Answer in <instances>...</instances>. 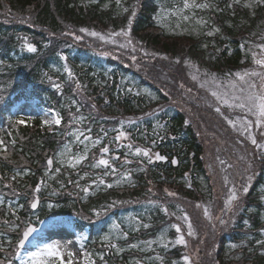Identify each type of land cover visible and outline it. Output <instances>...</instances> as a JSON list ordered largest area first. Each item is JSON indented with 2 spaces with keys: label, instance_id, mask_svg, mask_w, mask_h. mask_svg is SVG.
Returning a JSON list of instances; mask_svg holds the SVG:
<instances>
[{
  "label": "trees",
  "instance_id": "trees-1",
  "mask_svg": "<svg viewBox=\"0 0 264 264\" xmlns=\"http://www.w3.org/2000/svg\"><path fill=\"white\" fill-rule=\"evenodd\" d=\"M196 2L214 8L212 21L219 26V32L209 35L211 28L205 22L194 34L190 25L170 20L174 12L182 9L183 0H120L119 5L117 0H0V261L16 264L14 251L20 232L28 223L37 225L32 219L35 214L38 218L67 214L84 217L91 230L93 220L129 210L135 207L136 200H156L171 210L174 197H160L152 193L154 189L174 192L180 201L212 198L203 165L202 140L194 125L196 115L205 117L209 113L200 103H178L170 84L159 79L160 73L175 76L176 59L219 74L247 64L241 60L239 44L252 39L239 30H251L264 19V4L251 0L249 9L240 0ZM133 8L136 15L129 27ZM191 13L210 15L208 8L185 9L178 15L190 14L194 18ZM181 26L187 28L186 33H178ZM81 28L98 32L104 39L81 32ZM122 29L128 31L127 37L111 35ZM24 38L36 47V52L23 47ZM53 83H59L60 89L52 87ZM141 88L150 93L140 92ZM31 100L58 112L61 124L42 127L37 119L15 124L20 117L12 107L18 101ZM191 106L189 112L187 108ZM77 129H83L93 139L99 137L101 143L91 145L87 159L71 168L60 161L57 153L65 145L75 148L71 140L72 131ZM121 129L129 139L115 142L117 130ZM90 143H82L81 148ZM128 143L153 152L159 150L169 158L176 156L178 165L135 156L127 148ZM104 145H109L112 156L118 157L113 161L119 170L117 175L130 173L129 179L112 188L91 184L100 171L84 166L92 162L91 154ZM49 156L53 158L50 170L46 164ZM125 158L130 163H124ZM257 166L240 209L226 229L214 236L213 259L218 264H264V244H257L264 240L260 231L264 228V155ZM57 167L60 173H55ZM41 180L46 183L36 194L39 207L30 212L28 201ZM69 180L79 181L81 187L89 186L87 196ZM114 201L126 203L107 207ZM93 209L105 211L97 216ZM155 216L160 218L159 213L147 214V218ZM4 220L10 224L5 225ZM12 225L19 228L13 229ZM152 229L147 232L153 234ZM147 232L133 234L130 242L144 239ZM232 244L237 247L232 248ZM117 246L122 251L105 247L100 241L91 244L94 264H161L156 255L151 256L152 250L127 248L121 241ZM159 255L168 263L180 252L179 248L163 249Z\"/></svg>",
  "mask_w": 264,
  "mask_h": 264
},
{
  "label": "rangeland",
  "instance_id": "rangeland-1",
  "mask_svg": "<svg viewBox=\"0 0 264 264\" xmlns=\"http://www.w3.org/2000/svg\"><path fill=\"white\" fill-rule=\"evenodd\" d=\"M250 1L251 0H240V4L246 7L250 6L249 9H251L252 4ZM208 11L210 14L209 17H201V15H193L191 13L192 16L195 17L192 18L189 14L186 15L189 19L184 20L182 15H178V12H174L177 14L169 17V19L176 23L190 25L193 30L192 33L195 32L194 30L197 32L201 31L205 22L208 27L211 28L208 32L212 34L219 32L216 31V29H219V26L217 23H214L215 21H212V15H215V10L211 5L208 7ZM201 20L204 21V24L199 25L198 21ZM185 28V26L178 27V33H186L187 28ZM233 31H242V34L250 36L252 39V41H246V44H244V42L239 44L243 54L241 60L242 62L247 61V64L242 63L241 67L230 73L219 74L217 70H203L190 61L176 59L173 63V71L176 75L169 77L161 72L159 77L161 81L164 80L166 83L170 84L169 87L177 95L176 97L178 99L176 101L178 103L181 104L182 101L185 103H200L201 107L209 113L208 116L205 115V117L196 115L198 117L195 119L194 125L196 133L202 140L203 165L206 175L208 176L212 198L207 200L195 199L191 201L186 199L180 201L177 196H173L172 203L175 205L171 210L168 208L167 213L163 211L166 207L159 204L156 200H136L134 203L135 205H133L135 207H131L129 210H119L116 215H106L104 219L97 218L93 220L91 230H89V226L86 225L87 221L84 217H76L67 214L38 218L37 214H35L32 219L37 221V233L33 235L30 241L25 242L24 245L20 247L16 246L14 251V260L16 264H31V253L36 252L38 248H42L44 244L50 243H56L61 246L64 252L65 264H67V254L69 252L74 253L72 257L74 264H86L85 254H90V258L93 260L91 244L93 245L94 242L99 241L105 247H108L112 243L117 245L118 241L125 244L127 248H132L130 245L135 244L136 247L132 249L138 251L152 250L151 256L156 255V257L163 249L170 250L171 248H179V257L168 260V263L165 261L166 258L164 256L159 255L162 257L163 264H173V262H175V264H185L183 260L184 256L189 257V264H218L213 259L212 247L215 244L214 236L217 235L219 231L226 229V226L230 224L229 220L240 209L239 207L233 214V212L225 208V201L230 194L229 190L235 187L240 194L239 204L241 206L245 193H240V190L244 185L249 186L250 181L256 173L253 171H256L257 165H259V161L264 155V149L257 148L248 138L250 131L258 144H264V125L257 128L255 126L256 118L246 109L237 107L236 104L239 103V101L233 99L234 96H247L250 91L256 93L264 91V89L261 88L264 80H262L260 76L248 75L245 76V79L242 81L235 75L236 73L243 75L245 72L249 74L252 72L264 74V67L255 63L256 59H264V50L258 47V45L264 44V19L260 23L257 22V25L251 30L242 27L239 31L235 29ZM222 36L225 35L222 34ZM193 77H195V79H193ZM252 83L256 85L255 89L249 88V84ZM241 89H244V91L241 92ZM139 91L145 94L150 93L145 88H141ZM214 91L223 98L228 99L229 103L224 104L222 100H217V98L212 95ZM217 108H220V112L216 111ZM187 109L190 112L192 106ZM48 110L49 109L37 105V102L34 100L28 102L18 101L12 107V112L17 111L18 116L20 119H23L24 124L29 120L37 119L42 127L49 126L42 124L43 120L52 119L51 113ZM229 120L233 121L235 126L229 124ZM245 121L252 122L253 126L249 131L244 130ZM53 125L58 126L55 124ZM77 133L83 134L80 140L76 138ZM87 135L88 133L83 131V129L72 131L71 141L75 147L72 148L70 146L72 154L84 153L86 146L81 148V141L83 140V136ZM64 136L67 138L68 134L65 132ZM126 140L127 139H122V141ZM85 142L86 141H83V144ZM91 145V143L87 144L88 150L92 148L93 145ZM62 150L63 148H61L59 152ZM150 154L152 156L151 161H154V152L150 151ZM92 155V162L86 163L84 166L90 167L95 163V160L101 157L100 148H97L91 156ZM111 157L113 156L109 153L105 158ZM143 158L149 161L147 157ZM59 159L60 161L63 160V164L68 165L66 159L60 156ZM113 164L115 166L114 162ZM94 169L100 171L96 175L101 176L106 184L112 181L111 183L114 185H121L123 181L127 180L123 179L122 175L104 177L103 166L93 168V170ZM248 176H252L250 181L247 179ZM108 178H111V180L108 181ZM118 180L120 181L119 184L116 183ZM153 189V187L150 188L151 191ZM155 190L156 189L152 191L155 195L160 197L169 196L165 190L164 192ZM31 199L28 201V206ZM205 208H207L209 213L207 217L204 215ZM149 213L155 215L159 213L160 218L156 216L154 218H147V214ZM185 215L188 217L187 221L184 219ZM220 219H223L225 223L221 224L219 222ZM113 221L120 225V230H114L111 227ZM189 222L192 225L193 235H188ZM143 224H147L149 227L145 228ZM172 225H179L181 232L177 233ZM151 228H153V234H151V231L147 232ZM144 230L147 232L144 233L146 234L144 239H137L130 242V238L133 234H139L140 232H144ZM90 231L92 239H89ZM124 232L127 233L126 237L123 235ZM105 235L109 236L108 241L102 239ZM177 235L184 236L186 241L185 245L173 243ZM91 240L93 242L90 244ZM149 241L152 242L151 246L147 243ZM165 244H167V247H164ZM26 253H28V255L23 259ZM48 259L54 261V264H60L59 260L56 258L50 257ZM158 261L161 263L160 260Z\"/></svg>",
  "mask_w": 264,
  "mask_h": 264
},
{
  "label": "snow or ice",
  "instance_id": "snow-or-ice-1",
  "mask_svg": "<svg viewBox=\"0 0 264 264\" xmlns=\"http://www.w3.org/2000/svg\"><path fill=\"white\" fill-rule=\"evenodd\" d=\"M259 3L264 4V0H258ZM117 4H120V0H117ZM210 7V5L208 3H197L196 0H183V8L182 9H178L177 12L178 13H182L184 9H192V8H208ZM229 7H231V5H229ZM124 11H128V9H124ZM177 13H173V15H176ZM136 15L135 12V8H133L132 11V15L128 18V25L129 27L132 24V18ZM184 20H188L189 17L188 16H183ZM198 23H204V21H198ZM81 32H87L89 35L91 36H100L101 39H104L103 36L100 35V33L95 32V31H89L86 28H81L80 29ZM216 31H219V29H216ZM71 34V33H69ZM209 35H211L212 33L209 32ZM111 35L116 36V35H123L125 37H127L129 35L128 31L126 30H121L119 33H111ZM80 37H77V39H79ZM25 42L23 44V47H25L27 49V51L29 52H36L37 49L36 47L27 42V38H24ZM129 43H131V41L129 40ZM259 48H261V50H264V44L262 45H258ZM61 59H64L63 56H61ZM133 59H135L133 57ZM165 59H167V57H165ZM187 62V61H186ZM2 63V62H0ZM255 63L264 67V59H256ZM65 71L68 72L69 77H71L73 74L72 72L67 68V65H65ZM46 75V74H45ZM240 80H244L245 76L248 75H252V76H260L262 78V80H264V74L259 73V72H252V73H247L245 72L243 75H241L240 73H236L235 74ZM49 79H51V77H49ZM193 79H195V77H193ZM52 87L56 88V89H60L61 85L59 83H53ZM77 87H79V83L77 82ZM249 88L250 89H255L256 85L254 83L249 84ZM261 88L264 89V83H262ZM129 91H131V89H129ZM244 89H241V92H243ZM212 95L214 97L217 98V100H222V102L224 104H228L229 101L226 98H223L220 94H218L217 92H212ZM234 100H238L239 103L236 104L237 107L242 108V109H246L248 112H250L256 119H255V126L257 128L261 127L262 125H264V91H262L261 93H256L254 91H250L248 93L247 96L244 97H233ZM231 106V105H229ZM93 107H95V105H93ZM51 113L52 119H45L42 121V124L44 125H60L61 124V120L62 117L60 116V114L56 111H54L53 109H49L48 110ZM217 112H220V108L216 109ZM74 120L76 119H83V117H74ZM130 122V121H129ZM24 123L23 119L17 120L15 121V124H22ZM71 123V121H70ZM121 123H124V121H121ZM229 124H233V126H235L234 122L229 120L228 121ZM245 131H249L252 128V122L251 121H245ZM103 131V130H102ZM82 133H77L76 138L77 140H80V137L82 136ZM104 136H107V132H104ZM252 144L256 145L257 148H261L264 149V144H258L256 139L251 135V132L249 131V137H248ZM122 139H129V134L126 133L125 131L121 130H117V135L114 137V141L115 142H120L122 141ZM83 141H91L92 145H98L101 143L100 138H95L93 139L90 135L88 136H83V140L81 141V143H83ZM153 143H155V141H153ZM3 145V141L0 140V146ZM127 148L132 151V154L135 156H143V157H147L149 159V161H151L152 156L150 154L149 149H145V148H141L138 146H134L132 143H128ZM111 149L109 147V145H104L103 147L100 148V153L102 154L101 157L97 160H95V163H93L91 165L92 168H99L101 166H103L104 171H103V176L107 177V176H116L118 174V169L114 166L113 161L115 159H117L118 157H111V158H105L109 153H110ZM87 154H88V149L87 146L85 147V151L83 154H72L71 152V147L69 145H65L63 150L59 153H57L58 156L66 159L68 165L72 168H75L77 165L81 164L82 161L87 159ZM155 159L157 160H164L165 157L161 156L159 153L155 154ZM63 162V160L61 161ZM124 163H130V161L127 160V158H125ZM173 164L176 163V160L173 159L172 161ZM47 164L49 167L52 166L53 164V158L49 157L47 160ZM27 171V169L25 170ZM61 172V168L57 167L55 169V173H60ZM17 175H21V173H17ZM88 173H85V176H87ZM130 177V173L128 172H124L122 174V178L123 179H129ZM13 179H15V176L13 177ZM81 179H83V177H81ZM249 181L252 179V176H248L247 178ZM46 183V181L41 180L40 183H37L35 188L32 190L33 193V198L30 201V207L32 209H36L38 207V204L40 203V199L39 196L36 195L37 193L40 192L42 185H44ZM69 184H73L77 189H80L84 194L85 197L87 196V194L89 193V186H84L81 187L79 181L73 182L72 180L68 181ZM117 184L120 183V181H116ZM91 184L94 185H105L106 182L105 180L101 177V176H97L95 179L91 180ZM10 185H5V187H9ZM61 187H63V184H61ZM107 188H112L113 184L108 183L106 184ZM165 192L169 195V196H175L176 193L174 192H169L167 189H165ZM248 192V187L246 185L242 186L240 193H247ZM229 196L227 198V200L225 201V208L228 211L235 212V210H238L240 207L239 204V200H240V194L237 192V190L235 189V187H233L232 189L229 190ZM53 195L55 194V192L52 193ZM83 198V197H82ZM0 203H2V201H0ZM117 203H126L124 201H114L112 204H109L107 207H115V205ZM21 207H23V205H21ZM199 207V205H198ZM103 211H105V209H101L100 211H97L95 209H93V212L95 213V215L100 216ZM164 212L167 213V208L163 209ZM13 215H15V213H13ZM204 215L207 217L209 215L207 208H205L204 210ZM18 219V217H17ZM185 221L188 220V217L185 215L184 216ZM221 224H224L225 221L223 219H220L219 221ZM3 223L5 225L10 224V221L8 220H4ZM244 223L247 225L248 221L245 220ZM111 227L114 230H120V225L117 224L115 221H113ZM143 227L147 228L149 227V225L147 224H143ZM172 227L175 228L177 233L181 232L180 226L179 225H172ZM13 229H17L19 228V225H12ZM35 231V229L31 226L28 225L24 228L21 238L18 241V244H23L25 242L26 239H28V237ZM260 231L262 233H264V228H261ZM193 230H192V225L189 222L188 223V235H193ZM123 235L126 237L127 233L124 232ZM103 240L108 241L109 240V236L105 235L103 238ZM149 244V246H151V241L147 242ZM175 244H179V245H185L186 241L184 239L183 235H177L175 241L173 242ZM257 244H264V240H258ZM109 247L111 248H115L117 250V252L122 251V249L118 248L116 244L112 243L109 245ZM130 247L135 248L136 245H130ZM164 247H167V244L164 245ZM232 248H236L237 245L236 244H232L231 245ZM3 248V245H0V249ZM68 259H67V264H74L72 257L74 256V253L69 252L67 254ZM56 258L57 260H59L60 264H65V260H64V252L62 251V248L59 244L56 243H50V244H44L42 246V248H38L36 252L31 253V264H54V261L48 259V258ZM86 257V264H94V261L90 258V254H85ZM101 260H103V255L101 254L100 256ZM157 260L161 261V264H163L162 262V257H160L159 255L156 257ZM183 260L185 261V264H189V257L188 256H184ZM0 264H5V261H0ZM135 264H140L139 261H136ZM173 264H175V262H173Z\"/></svg>",
  "mask_w": 264,
  "mask_h": 264
},
{
  "label": "water",
  "instance_id": "water-1",
  "mask_svg": "<svg viewBox=\"0 0 264 264\" xmlns=\"http://www.w3.org/2000/svg\"><path fill=\"white\" fill-rule=\"evenodd\" d=\"M157 153H159L161 156H164L165 159H164V160H157V159H155L156 162H162V163H164V162L169 161L173 167H176V166L178 165V160H177V157H176V156H172L171 158H168L166 155L161 154L159 151H156V152L154 153V157H155V154H157ZM173 159L176 160V163H175V164L172 163ZM47 160H48V158H47ZM47 160H46V163H47ZM47 166H48V164H47ZM51 167H52V166H51ZM51 167L48 166V169H51ZM30 209H31V210H35V209H32L31 207H30ZM31 226L35 229V227H34L33 225H31ZM21 235H22V234H21ZM30 236H31V235H30ZM30 236H29V237H30ZM29 237H28V238H29ZM26 240H27V239H26ZM26 240H25V241H26ZM23 244H24V243H23ZM23 244H22V245H23ZM17 245H18V246H21V244H18V243H17ZM5 264H10V262H7V263H5Z\"/></svg>",
  "mask_w": 264,
  "mask_h": 264
},
{
  "label": "bare ground",
  "instance_id": "bare-ground-1",
  "mask_svg": "<svg viewBox=\"0 0 264 264\" xmlns=\"http://www.w3.org/2000/svg\"><path fill=\"white\" fill-rule=\"evenodd\" d=\"M36 231H37V229L31 234V236L29 237V239L27 241H30L33 238V235L37 233ZM27 255H28V253H26V255L23 257V259H25Z\"/></svg>",
  "mask_w": 264,
  "mask_h": 264
}]
</instances>
